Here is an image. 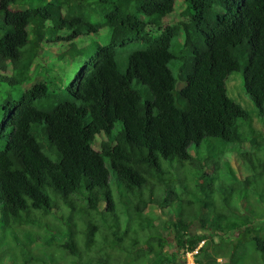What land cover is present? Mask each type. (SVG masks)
<instances>
[{
  "label": "trees",
  "instance_id": "16d2710c",
  "mask_svg": "<svg viewBox=\"0 0 264 264\" xmlns=\"http://www.w3.org/2000/svg\"><path fill=\"white\" fill-rule=\"evenodd\" d=\"M102 29L86 74L24 89ZM233 72L263 113L264 0H0V264H264V122Z\"/></svg>",
  "mask_w": 264,
  "mask_h": 264
},
{
  "label": "rangeland",
  "instance_id": "374dc122",
  "mask_svg": "<svg viewBox=\"0 0 264 264\" xmlns=\"http://www.w3.org/2000/svg\"><path fill=\"white\" fill-rule=\"evenodd\" d=\"M180 2V0H178ZM26 8V6H22ZM177 15L181 14V9H179V6L177 7V4L175 6ZM174 12V13H175ZM170 16H173L170 15ZM98 20V16L93 17V21L96 22ZM108 39V31L106 29H102L97 34L90 33V35L87 36L83 41H79L77 43L78 50H85L86 53L82 55H76L73 56V58H70L68 56H63V54L66 52L65 48H46L44 51L46 64H53L57 70L58 73L52 72V67L48 66L46 67L50 72L46 73L44 71L38 73L39 76H34L30 73L28 76L26 83L23 85L26 89L31 83L37 82V81H44L48 83L49 89L53 90L56 87L60 85L58 81H50L48 79H53L56 77H61V88L66 86L68 83H71L74 81L75 76L80 73L84 72L85 74L88 72V68H90V64L87 63L89 60V57L93 53L95 49L96 44H106ZM132 50L131 46L127 47V51ZM122 53V52H120ZM119 53V54H120ZM121 70L126 69V60L121 59L120 60ZM51 83V84H50ZM22 86V88H23ZM226 88H227V94L228 96L237 104H239L250 116L251 121L250 122H264V112H260L259 109L255 106L253 100L245 93L244 87H243V76L241 72H233L227 82H226ZM0 90L4 93L6 90V87L0 86ZM0 98H2L0 96ZM241 124L249 125L246 121H239ZM249 127V126H248ZM239 134L242 138H246L249 140L251 137V131L249 130H241V128L238 129ZM246 133H249V137H245L243 135H247ZM242 150V146L239 143H233L229 145V153L227 155V158L229 159V163L231 167L234 170V173L238 176L239 174L244 176L246 174L253 173V168L251 167V170H247L245 164L238 158L239 165L236 166V162L234 158L232 157L230 151H236L239 152ZM51 159L55 160V156H51ZM255 179V176H253ZM256 180V179H255ZM254 180V181H255ZM113 180L111 179V183ZM187 257V256H186ZM188 259V258H187Z\"/></svg>",
  "mask_w": 264,
  "mask_h": 264
},
{
  "label": "clouds",
  "instance_id": "9594fccd",
  "mask_svg": "<svg viewBox=\"0 0 264 264\" xmlns=\"http://www.w3.org/2000/svg\"><path fill=\"white\" fill-rule=\"evenodd\" d=\"M21 9H25L24 7H21ZM197 254V251L196 250H194L193 252H191V253H187L186 254V256L187 257H185L186 258V261H187V264H196L195 263V258H194V256ZM188 258V259H187Z\"/></svg>",
  "mask_w": 264,
  "mask_h": 264
}]
</instances>
